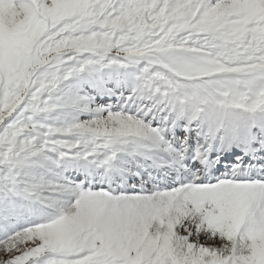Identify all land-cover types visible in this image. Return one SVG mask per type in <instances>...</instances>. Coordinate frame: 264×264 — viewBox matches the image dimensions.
Returning <instances> with one entry per match:
<instances>
[{
  "label": "snow or ice",
  "instance_id": "obj_1",
  "mask_svg": "<svg viewBox=\"0 0 264 264\" xmlns=\"http://www.w3.org/2000/svg\"><path fill=\"white\" fill-rule=\"evenodd\" d=\"M0 264H264V0H0Z\"/></svg>",
  "mask_w": 264,
  "mask_h": 264
}]
</instances>
